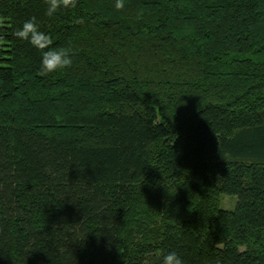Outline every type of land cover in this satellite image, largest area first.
Listing matches in <instances>:
<instances>
[{"label": "trees", "instance_id": "1", "mask_svg": "<svg viewBox=\"0 0 264 264\" xmlns=\"http://www.w3.org/2000/svg\"><path fill=\"white\" fill-rule=\"evenodd\" d=\"M114 4L0 0V264H264V0Z\"/></svg>", "mask_w": 264, "mask_h": 264}, {"label": "clouds", "instance_id": "2", "mask_svg": "<svg viewBox=\"0 0 264 264\" xmlns=\"http://www.w3.org/2000/svg\"><path fill=\"white\" fill-rule=\"evenodd\" d=\"M46 3L45 15L53 17L61 8H75L77 0H46ZM114 7L122 10L125 7V0H115ZM75 22L83 24L84 19L77 17ZM14 36L40 52L39 74L42 76L66 70L73 65L74 58L71 50L53 46L52 36L41 29L36 17L23 21L14 32ZM159 264H184V261L176 251H169L166 254L161 253Z\"/></svg>", "mask_w": 264, "mask_h": 264}, {"label": "rangeland", "instance_id": "3", "mask_svg": "<svg viewBox=\"0 0 264 264\" xmlns=\"http://www.w3.org/2000/svg\"><path fill=\"white\" fill-rule=\"evenodd\" d=\"M236 196L222 195L220 197V206L226 210H233L236 205Z\"/></svg>", "mask_w": 264, "mask_h": 264}]
</instances>
